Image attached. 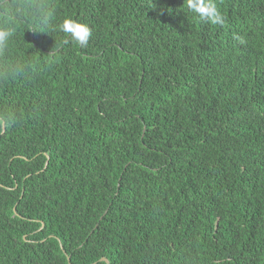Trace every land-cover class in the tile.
Instances as JSON below:
<instances>
[{
  "label": "trees",
  "instance_id": "1",
  "mask_svg": "<svg viewBox=\"0 0 264 264\" xmlns=\"http://www.w3.org/2000/svg\"><path fill=\"white\" fill-rule=\"evenodd\" d=\"M7 2L0 264H264V0Z\"/></svg>",
  "mask_w": 264,
  "mask_h": 264
},
{
  "label": "clouds",
  "instance_id": "2",
  "mask_svg": "<svg viewBox=\"0 0 264 264\" xmlns=\"http://www.w3.org/2000/svg\"><path fill=\"white\" fill-rule=\"evenodd\" d=\"M187 7L202 23L223 26L226 22L225 16L217 6L215 0H186ZM19 10L30 11L39 19L47 20L55 15L54 9L46 2V0H25L19 6ZM0 47L12 36V20L13 6L7 0H0ZM58 29L65 33L72 41L86 47L92 37V30L86 23L80 22L70 16L62 18L58 24ZM241 44L244 38L240 35L234 37Z\"/></svg>",
  "mask_w": 264,
  "mask_h": 264
},
{
  "label": "water",
  "instance_id": "3",
  "mask_svg": "<svg viewBox=\"0 0 264 264\" xmlns=\"http://www.w3.org/2000/svg\"><path fill=\"white\" fill-rule=\"evenodd\" d=\"M16 210V209H15ZM103 261H105L106 263H108L107 259L106 258H103ZM109 264V263H108Z\"/></svg>",
  "mask_w": 264,
  "mask_h": 264
}]
</instances>
